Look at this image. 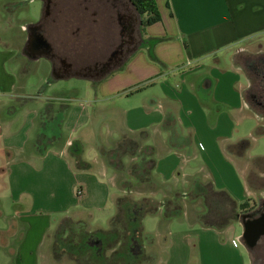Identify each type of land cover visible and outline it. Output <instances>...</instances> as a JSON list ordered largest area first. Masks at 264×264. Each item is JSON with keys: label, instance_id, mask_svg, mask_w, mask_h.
I'll use <instances>...</instances> for the list:
<instances>
[{"label": "crops", "instance_id": "0c3cea01", "mask_svg": "<svg viewBox=\"0 0 264 264\" xmlns=\"http://www.w3.org/2000/svg\"><path fill=\"white\" fill-rule=\"evenodd\" d=\"M47 3L29 25L50 30L52 37L38 34L40 46L33 50L28 31V61L121 63L98 79L93 76L99 74L53 75L88 79L84 94L76 85L57 95L39 88L26 93L15 89L28 67L20 70L17 62L12 71L3 69L7 58L0 50V264H38L39 258L50 264L51 230L63 218L85 221L107 209L109 223L120 192L101 150L127 134L151 141L153 165L145 181L136 180L154 184L146 194L162 200L181 193V213L164 217L159 209L141 217L140 264H251V247L241 237L242 213L220 229L204 226L198 218L202 197L186 192L208 183L237 203L250 196L228 150L238 143L245 150L238 131L245 119L254 118L255 125L257 120L242 96L247 78L231 53L251 42L264 48V0H154L157 18L145 24L132 7L137 36L127 53L125 6L119 1L113 9L116 42L109 22H71L87 0H64L63 7ZM102 127L110 136L105 145L94 138Z\"/></svg>", "mask_w": 264, "mask_h": 264}, {"label": "rangeland", "instance_id": "374dc122", "mask_svg": "<svg viewBox=\"0 0 264 264\" xmlns=\"http://www.w3.org/2000/svg\"><path fill=\"white\" fill-rule=\"evenodd\" d=\"M118 1L122 7L125 6V11L131 14L129 9L132 8V5L127 0H93L92 5H90V7L94 8L95 11L99 8H102L106 12L108 9L110 15L107 13V16L111 17L108 18L111 26V42L117 41V30L114 28L115 12L113 9L116 8L115 6H117ZM47 2H52L53 4L58 3L61 5V7L64 6L62 5V0H43V4ZM43 4L41 0H0V50L2 54L5 55V58H7L6 60H3L1 64L2 68L12 71V67H15L17 62L19 63L18 67L20 70L28 67V69H25V73L22 74L21 78L17 76L20 82L16 86V91L25 90L26 93H35L39 88L43 94H51L54 92L57 95L65 88H68L69 85H76L79 88L78 93L84 94L85 92L83 87L85 84H88V79L76 77L75 75H69L68 77H59L53 75H64L65 73L77 75L101 74L102 71L98 72L95 69H91L94 60L73 59L69 61L78 65V67L75 68L70 66L62 67L59 60H52L50 62H43L40 60L38 62H34L33 64L32 61L30 62L26 59L28 57L23 55V53L28 54L25 52L24 46L27 43L26 39L28 38V26H30L29 23L36 22V20L39 18L42 13ZM81 4L82 2H80V6ZM2 6H6L5 10L7 11L10 8L11 11L5 12L4 10H1ZM77 6H79V4ZM79 13L81 14L82 12L79 11ZM132 14L134 17L135 14L133 11ZM127 23L128 22H124V24ZM135 26L136 25L134 23V27ZM124 32L127 38L128 35L126 33L129 31L124 29ZM134 32L135 33H133V37L137 36L136 28H134ZM134 40L132 39L131 43H129V39L126 40V53L133 46L132 44ZM112 47L113 45L110 43L109 48ZM51 48H53V45H51ZM62 62L65 61L63 60ZM231 62L234 65L236 63L247 78V86L242 91L243 93L245 92L244 95L246 99L250 101L252 99L253 102L256 99L260 100L259 105L262 106L259 107L261 108L259 109L257 104L254 106L253 102L248 101L249 112L254 113L257 123L256 125L254 124V118L249 120L245 119L247 121H243L244 124L241 125L242 127H240L238 131L239 137L247 141L245 150L242 148V143H238V145H234V147L231 146L228 150L229 152L231 151L233 153L235 163L238 165V168L243 174V179L246 183V189L250 193V196H248L247 199V207L253 205V212L261 205V202L264 201V161L263 163H261L262 161L260 162L261 168L256 167L250 162V158L252 159V156L264 154V134L254 132V128L257 132L264 131V104H262L264 103V99L261 98L264 96V48L258 46L256 42H251L250 44L242 47H235L231 53ZM119 63H121L119 62V59L114 60L108 63L111 68L107 66L108 64H106L104 68L109 70ZM60 85L61 87H59ZM249 86L250 90L248 89ZM18 87H20V89ZM250 91L251 94L249 98ZM253 94L255 95L256 99H253ZM84 101L85 100H81L83 103ZM252 127L254 128L252 129ZM138 134H140V132H138ZM108 135L109 133L106 132L105 127H102L100 131L98 130L96 136L93 134L94 138H98L99 140L101 139L104 145L107 144L105 139L108 137L110 138ZM127 136V139L124 140L122 145L123 150H126V153L124 152L125 155L121 156V154H118L120 151L115 149V154L110 159L114 164H116V167H118L112 168L115 169L114 175L120 192L119 194H124L132 200H137L138 198L144 196H149L150 198L158 200L156 197L146 194V192L148 193L150 187L154 184H146L144 182L143 184H137L136 178L134 177H140L141 181H145L147 179L146 178L143 180L147 172L146 170L151 164V157L148 154L150 148L147 146L151 141L148 142V138L144 139L140 138V135H135L138 140H136V144L134 146H131L132 142L129 140L133 139L132 137L134 136L130 134H127ZM157 137L158 135L154 134L153 141ZM110 145H108V147H110ZM104 152L103 154L106 156V158H110V156H108V151L105 152L106 154ZM247 153L251 156H247ZM129 155L132 156V159L128 158L130 157ZM108 158L107 161H109ZM132 162L134 163L132 164ZM106 168L108 169V174L112 173V169L109 166L106 165ZM129 168L133 174L131 172V174L129 173ZM115 189H117L116 186L111 188L112 191H116ZM175 192L172 193L171 197L176 199V202L179 206L177 198H181V193L178 192L180 194H176ZM107 212V209L93 211V213H91V219H86L85 221L82 219L75 220L71 218L61 219L59 223L51 230V235L49 238L51 258L49 259V263L76 264L77 261L81 263V260L86 257V253H91L94 256L103 253L102 240L97 234H93V231L96 230L94 227L106 228L108 226V219H106ZM179 212L181 213L182 210ZM135 216L136 208L133 205L127 207L126 218L131 223V225L129 226V235L127 231L128 238L125 257H127L129 264H133L135 262L140 264L144 258L141 241L137 240V237H140V229L139 231L136 229V224L134 223ZM149 217L150 216H145L142 221L146 224L150 219ZM117 228L120 229V225ZM119 231H121L124 235V230L120 229ZM81 236H83V238L80 240ZM40 251L41 253H46V248L44 245ZM108 252L109 250H104L105 255L108 254ZM246 257L248 256L245 254V260ZM252 259L251 264L253 262ZM37 261L38 264H41L42 258H39V260L37 259Z\"/></svg>", "mask_w": 264, "mask_h": 264}, {"label": "trees", "instance_id": "16d2710c", "mask_svg": "<svg viewBox=\"0 0 264 264\" xmlns=\"http://www.w3.org/2000/svg\"><path fill=\"white\" fill-rule=\"evenodd\" d=\"M127 1L132 5V7L139 15H144L143 18L140 20L142 24L148 23L157 18V13L154 6V0H127ZM94 77L95 79H98L101 77V75L99 74L97 76H93V78ZM248 89L250 90V86ZM251 91L249 93V98ZM244 93L242 92L243 99L248 104L249 103L248 101L250 100L246 99ZM261 98L264 99V96H262ZM253 99H256L254 94H253ZM259 101L260 100L256 99L253 102L251 99L250 102H253L254 106L255 104H257L259 108L262 107L261 105H259L260 104ZM254 132L259 134H264V131L257 132L255 128H254ZM125 139H127L126 136H122L121 139L116 142L113 148H110L108 150H101L102 152L108 151V156H110V158L108 157L107 158L114 168L116 167V164H114L110 159L115 154V149L120 151L118 154H122L126 151L123 150L122 148ZM129 141L132 142L131 146H134L136 144V141L133 139H130ZM244 142L247 143L246 140H243V143ZM149 153L150 152L148 151V154ZM263 161H264V154L252 156V159L250 158V162L258 168H261L260 164L263 163ZM133 163L134 162H132V164ZM152 165H153V159L151 158V164L147 168L146 170L147 172L143 180L147 178L149 169L152 167ZM130 172L131 170L129 168V173ZM134 177L136 178L137 181H141L140 177L139 178L136 176ZM186 194H189L191 196L200 195L202 197L203 211L198 215V218L200 223L207 227L220 229L229 222L234 221L236 217L239 216L241 213L248 214L253 210L252 209L253 205L247 207L248 198H245L244 200L237 203L235 199H233L225 189L215 188L212 184H208V183L193 184V187L189 191H187ZM131 205H133L136 208V216L134 223L136 224L137 231H139L140 229L139 222L144 214L155 213L157 210L161 209L162 215L164 217H167L177 214L180 211L178 203L176 202V199L173 197L165 198L162 200H155L153 198H150L149 196H144L138 198L137 200L136 199L132 200L124 194H118L114 198L115 212L110 218L107 228L96 229L93 231V234H97L98 237L102 240L103 253L96 256L92 255L91 253H86L87 255L85 258L81 260V263L77 261L76 264H129L128 259L127 257H125V255L127 251V238L129 235V226L131 225V223L126 218V208ZM119 225H120V229L124 230V235L121 231H119L120 229L117 228ZM127 231H128V235H127ZM82 238L83 236L80 237V240ZM137 240L140 241V238L137 237ZM104 250H109L108 254L105 255ZM133 264H137V262Z\"/></svg>", "mask_w": 264, "mask_h": 264}, {"label": "flooded vegetation", "instance_id": "af4514ba", "mask_svg": "<svg viewBox=\"0 0 264 264\" xmlns=\"http://www.w3.org/2000/svg\"><path fill=\"white\" fill-rule=\"evenodd\" d=\"M64 1V0H62ZM88 4L85 6V10L83 9L81 12V14L77 11L73 12L71 17H72V21L71 22H109V19L107 18V16L105 15V10H103L102 8H99L98 10H94V8L92 7H88L90 5H92V1L93 0H87ZM48 4V3H47ZM131 14L125 11V16L123 18V22H128L127 24H124L125 29H127L129 32H127L126 34L128 35L127 38H125V41L129 39V43L131 40V37L133 38V33L134 32V28L132 26V22H134V17L132 14L131 9H129ZM111 18V17H109ZM39 22H51L49 20H44L41 19ZM121 22V20L119 21ZM121 31V29H120ZM38 34H40L42 37L44 35L45 38H47V36L52 37L50 30H46L45 28H40L38 30L33 29L31 31L30 34V40L29 41V49H33V50H37L39 49L38 45L40 46V42H39V38H38ZM39 42V43H38ZM36 46H34V45ZM60 64L62 67H66V66H70V67H75L77 68L78 65H76L75 63H71L69 61H65L62 62L63 60H59ZM114 61V60H100L97 61L95 60L93 63V66L91 69H95L96 71H106L107 68H104L106 64H108L109 62ZM74 65V66H73ZM88 66V65H87ZM108 67H110V65H107ZM250 214V213H249ZM251 214H254L255 218L258 217L261 220L264 219V201L261 202V205L259 207H257L256 210H254L253 212H251ZM251 251V255L253 258V262L252 264H264V233L259 236L258 238L254 239V242L252 244V247L250 248Z\"/></svg>", "mask_w": 264, "mask_h": 264}, {"label": "water", "instance_id": "95a60500", "mask_svg": "<svg viewBox=\"0 0 264 264\" xmlns=\"http://www.w3.org/2000/svg\"><path fill=\"white\" fill-rule=\"evenodd\" d=\"M33 29L30 26L28 27L29 37ZM241 222H242L241 237L246 246L252 247L254 239L258 238L264 233V219L261 220L258 217L255 218L254 214L250 213V214L241 215Z\"/></svg>", "mask_w": 264, "mask_h": 264}]
</instances>
